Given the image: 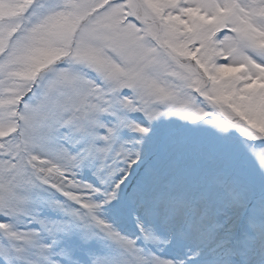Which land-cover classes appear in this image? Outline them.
<instances>
[{"label":"snow or ice","instance_id":"snow-or-ice-1","mask_svg":"<svg viewBox=\"0 0 264 264\" xmlns=\"http://www.w3.org/2000/svg\"><path fill=\"white\" fill-rule=\"evenodd\" d=\"M0 264H264V0H0Z\"/></svg>","mask_w":264,"mask_h":264}]
</instances>
